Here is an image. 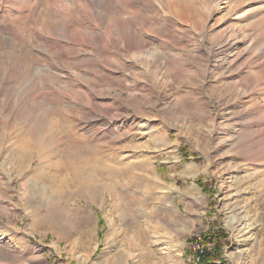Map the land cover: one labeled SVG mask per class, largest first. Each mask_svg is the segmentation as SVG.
Returning <instances> with one entry per match:
<instances>
[{"label":"rangeland","instance_id":"obj_1","mask_svg":"<svg viewBox=\"0 0 264 264\" xmlns=\"http://www.w3.org/2000/svg\"><path fill=\"white\" fill-rule=\"evenodd\" d=\"M208 201L264 264V0H0V264H192Z\"/></svg>","mask_w":264,"mask_h":264},{"label":"crops","instance_id":"obj_2","mask_svg":"<svg viewBox=\"0 0 264 264\" xmlns=\"http://www.w3.org/2000/svg\"><path fill=\"white\" fill-rule=\"evenodd\" d=\"M197 185L204 192H209L210 188L206 186L205 183L200 182L197 178L195 180ZM201 191V192H202ZM198 195V194H197ZM205 193H202V196L198 195L197 199L201 198L202 204L204 203ZM210 202L208 201L207 206L202 214H199L196 221V225L191 231V237L188 239L186 245L187 255L192 253L191 244L197 239H201L203 242L209 244V250L207 252L205 261L210 264H224L225 262V253L227 249V232L221 227V223L217 218L216 214H212L211 207L209 206Z\"/></svg>","mask_w":264,"mask_h":264},{"label":"built area","instance_id":"obj_3","mask_svg":"<svg viewBox=\"0 0 264 264\" xmlns=\"http://www.w3.org/2000/svg\"><path fill=\"white\" fill-rule=\"evenodd\" d=\"M209 250V244L203 242L200 238L192 242L190 261L192 264H208L205 261L207 252Z\"/></svg>","mask_w":264,"mask_h":264},{"label":"trees","instance_id":"obj_4","mask_svg":"<svg viewBox=\"0 0 264 264\" xmlns=\"http://www.w3.org/2000/svg\"><path fill=\"white\" fill-rule=\"evenodd\" d=\"M206 263L210 264L209 262H206Z\"/></svg>","mask_w":264,"mask_h":264}]
</instances>
